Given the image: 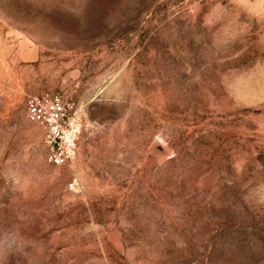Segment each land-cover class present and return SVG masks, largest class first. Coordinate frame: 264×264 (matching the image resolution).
<instances>
[{
	"label": "rangeland",
	"instance_id": "374dc122",
	"mask_svg": "<svg viewBox=\"0 0 264 264\" xmlns=\"http://www.w3.org/2000/svg\"><path fill=\"white\" fill-rule=\"evenodd\" d=\"M0 264H264V0H0Z\"/></svg>",
	"mask_w": 264,
	"mask_h": 264
},
{
	"label": "built area",
	"instance_id": "2783aa9c",
	"mask_svg": "<svg viewBox=\"0 0 264 264\" xmlns=\"http://www.w3.org/2000/svg\"><path fill=\"white\" fill-rule=\"evenodd\" d=\"M27 118L43 129L49 147L48 161L53 165L73 163L81 134L79 117L67 112L58 94L32 95L26 102Z\"/></svg>",
	"mask_w": 264,
	"mask_h": 264
}]
</instances>
